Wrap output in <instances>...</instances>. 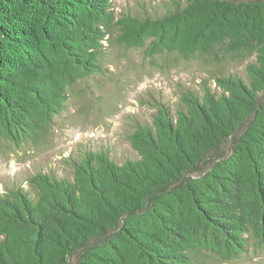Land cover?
<instances>
[{"label": "trees", "instance_id": "trees-1", "mask_svg": "<svg viewBox=\"0 0 264 264\" xmlns=\"http://www.w3.org/2000/svg\"><path fill=\"white\" fill-rule=\"evenodd\" d=\"M171 4L117 17L113 0H0V140L17 146L48 130L116 33L150 57L256 56L247 81L218 76L176 111L159 104L130 136L138 159L90 151L73 179L7 187L0 264H208L264 248V0Z\"/></svg>", "mask_w": 264, "mask_h": 264}, {"label": "rangeland", "instance_id": "rangeland-1", "mask_svg": "<svg viewBox=\"0 0 264 264\" xmlns=\"http://www.w3.org/2000/svg\"><path fill=\"white\" fill-rule=\"evenodd\" d=\"M171 2L113 0V7L117 17L128 13L156 17L172 9ZM116 34L105 42L101 69L68 87L67 107L46 132L19 146L0 140V193L13 185L28 189L29 179L39 172L73 179L75 165L90 151H106L118 163L138 159L130 136L139 126L151 124L159 104L176 111L184 91L202 94L205 82L214 90L218 76L247 81L246 67L256 60L255 55L235 57L222 47L190 59L177 53L150 57L145 48L116 42ZM206 259L208 264H264V248L250 241L238 259L221 261L212 254Z\"/></svg>", "mask_w": 264, "mask_h": 264}]
</instances>
